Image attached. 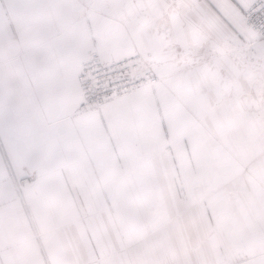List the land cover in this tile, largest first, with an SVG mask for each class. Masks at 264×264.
<instances>
[{
    "label": "crops",
    "instance_id": "obj_1",
    "mask_svg": "<svg viewBox=\"0 0 264 264\" xmlns=\"http://www.w3.org/2000/svg\"><path fill=\"white\" fill-rule=\"evenodd\" d=\"M251 1L0 0V264H264ZM93 48L161 81L78 111Z\"/></svg>",
    "mask_w": 264,
    "mask_h": 264
},
{
    "label": "built area",
    "instance_id": "obj_2",
    "mask_svg": "<svg viewBox=\"0 0 264 264\" xmlns=\"http://www.w3.org/2000/svg\"><path fill=\"white\" fill-rule=\"evenodd\" d=\"M244 22L248 29L264 39V0L251 1L244 11ZM77 77L81 93L78 111L96 109L107 101L161 81L142 53L107 60L97 48L83 60ZM26 181L27 178L20 183Z\"/></svg>",
    "mask_w": 264,
    "mask_h": 264
},
{
    "label": "rangeland",
    "instance_id": "obj_3",
    "mask_svg": "<svg viewBox=\"0 0 264 264\" xmlns=\"http://www.w3.org/2000/svg\"><path fill=\"white\" fill-rule=\"evenodd\" d=\"M260 43H264V39L259 38L256 34L253 35V38H248L246 69L243 70V73L245 72L247 79V112L250 116L247 119L248 123L250 124L251 121L256 124L255 126H261L264 129V53L261 54L258 50ZM254 135L258 146L257 150L259 149L258 152H254L256 156L264 158V130L258 131ZM163 195L165 196L135 198V209H173L167 193ZM190 201L191 199L186 197L185 192L183 202L181 203L179 200V205L183 209H190Z\"/></svg>",
    "mask_w": 264,
    "mask_h": 264
}]
</instances>
